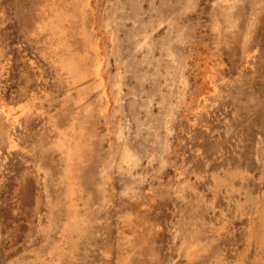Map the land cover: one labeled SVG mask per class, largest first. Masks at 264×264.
<instances>
[{
	"label": "rangeland",
	"instance_id": "obj_1",
	"mask_svg": "<svg viewBox=\"0 0 264 264\" xmlns=\"http://www.w3.org/2000/svg\"><path fill=\"white\" fill-rule=\"evenodd\" d=\"M45 1L29 34L26 1L0 0V264H264V0ZM44 11L83 45L82 74L52 64L63 92L47 112L30 49ZM83 88L69 117L92 170L73 176L76 127L56 115ZM54 193L73 226L50 232Z\"/></svg>",
	"mask_w": 264,
	"mask_h": 264
},
{
	"label": "bare ground",
	"instance_id": "obj_2",
	"mask_svg": "<svg viewBox=\"0 0 264 264\" xmlns=\"http://www.w3.org/2000/svg\"><path fill=\"white\" fill-rule=\"evenodd\" d=\"M25 1L27 3V6L20 5V7H19V9L22 10V6H24L25 11L22 10L24 13L21 12V11H18L17 12V16L19 18H22L23 20H25V22L27 23L26 25L28 26L29 34H30L31 31H32L31 25L34 23V21L36 22V20L33 18V11H35V12L37 11V10H35V4L36 3H35V0H25ZM46 1L44 3L46 5V7H47ZM50 1L51 0L48 1V6L49 7H50ZM236 1L238 2V0H236ZM236 1H233V2H236ZM262 3L264 5V1ZM228 4H230V2ZM236 6H238V5H236ZM231 9H233V8H231ZM237 10H240V9L237 8ZM36 13H38V11ZM39 13L37 15H39ZM240 13H241V11H240ZM41 15L44 16L42 18L43 20L41 19ZM48 15L46 14L45 11H44V13L40 14V18L39 19H41L40 22H42V24L41 25L37 24V27L34 28V34H35L36 38H39V40L40 39L45 40L43 38H46V36H48L51 39V41L48 42V43H45V41H44L42 46H41V44H39V43L37 44V41H39V40L36 39V38H33L32 46L30 48L31 50H33V49L41 50L40 53H36V57H37V65L36 66H38L40 68V70L43 72L44 78H45V80H47V85L54 90V93L51 95V103H50V105L47 106V107H44L46 112L47 111H53L55 105L58 102L59 95L63 92L62 87H59V88L57 87L56 82L53 79L54 77L52 75L51 76L48 75V73H50L49 72L50 70H51L50 74H52V68H53L52 64H54V63L57 64V61L59 59L61 60L62 57H63V59L69 58L70 59V63L72 62L74 66L79 68V71L77 73H81L82 74V70H83V61L81 59V55L82 54L80 55V52L82 50V46L83 45L81 47L79 46V50H75V46L72 49V48L68 47V45L70 46V44L67 45L64 42L60 43L61 38H57V35H58V31L61 28V26L57 27L58 24L56 23V20H55L56 18L55 17L52 18V14L51 13H48ZM69 18H70V16L67 13V20H66L67 22H68ZM64 22H65L64 20L61 21V25H63L62 23H64ZM260 26H261L260 27V30H261L260 38L262 39L260 44H262L264 46V19L262 20V23H261ZM8 28H10V27L4 26V28H3V31H2L3 39L6 38V37H8V39H9L11 37L10 33L6 31ZM60 30H61L62 36H64V35H66L65 32L68 31V28L66 27V28L63 29V27H62ZM248 31L250 32V28H249ZM68 33H69V37H70V31H68ZM78 34H79V39L83 43V38H82L83 35L81 34V31H79ZM67 50H69L70 53H65V51H67ZM235 51H236V48L232 49V51H230V52L233 53ZM43 62H45L44 65L42 64ZM261 66L263 67V65H261ZM75 71H76V69L71 71V72L75 73ZM55 73L57 74V72H55ZM258 75L260 76V73ZM59 77H60V75L58 76V78ZM77 80H78L79 84H81V82H83L82 80H79V79H77ZM252 88H254V86ZM249 90L251 91V89H249ZM87 92H88V89H84V90L80 89L79 91H75V92L73 90V93L70 96V100L67 101L68 105H67L66 109H64L60 113H57L56 116H58V114L61 115V117L60 116L57 117L61 121V132H63L65 129L69 128L70 126L74 125V123L72 124V121H70V117H69L70 115L69 114L71 113V109L74 107V104L77 101H82V99L87 96ZM244 92H245L244 88L241 87L240 88V94H244ZM252 93H253V95H256V92L252 91ZM262 110L263 111L261 112V114L264 115V109H262ZM75 127H76V129H75ZM81 127H83V125H81V126H73L72 127V128H74L76 130V132H75L76 147L74 148V151H73V154H72L73 162L71 164V166H72L71 175H73V176H81L83 170H86V168L88 169L89 172L92 170V160L90 158V151H89V153L87 151V146H89V148H91L94 144L92 143V141L90 143L88 142V140L90 141V138H88V140H87V138L84 135L86 133L83 132V131H85V129L83 128V130H82ZM260 127H262V125H260ZM44 143H45V146L43 147L42 152L44 153L45 158H48V160L53 165H57V163L60 162V160L58 161V158L55 156V154H54L55 150L52 149V147H50V145H49V143L47 141H44ZM241 151H242V155H241L242 162H244L245 161L244 150L242 149ZM32 152H34V151H32ZM55 153H56V151H55ZM79 158L81 159L80 162H79ZM20 162H21V160H20ZM86 174H88V173L86 172ZM87 176L89 177V174ZM242 176H244V175H242ZM47 184H48L49 188H51L52 185H53L50 182L49 183L47 182ZM78 188L80 189V186ZM46 191H48V190H46ZM60 197L61 196L57 195L56 193L48 194V196H47V198L50 201V203L52 205V208H53V209H50V212H52V213H50L48 215L47 214L44 215V217H50V218L52 217V220H50L49 226H48L49 228H51L50 232H54L55 230H57L56 228L59 225L62 226L64 223H65L66 226H71V225L73 226V223L69 222V220L67 219V217L65 215V209L63 207L57 206L59 209L57 211H55V206L58 203V200H59ZM229 198H231V194L229 195ZM69 231H67V233L65 234V240H66V245L67 246L69 245V248H71V250H72V248L77 247L78 244L75 241H70V233L71 232H69ZM227 239H228V237H227ZM49 241H52V240L48 239V241H46V242H49ZM217 251H218L217 248H215V249L213 248V254L217 253ZM207 255L208 254H205V256H202L203 263H206L205 259H206ZM75 259H76V257L73 256L72 262ZM197 262H200V260H199V258L196 257V259L193 258V260L191 262H189V264H196Z\"/></svg>",
	"mask_w": 264,
	"mask_h": 264
}]
</instances>
